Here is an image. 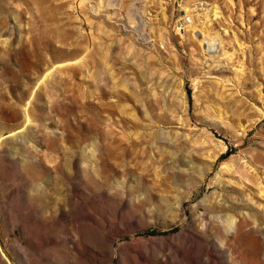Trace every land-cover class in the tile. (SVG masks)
Instances as JSON below:
<instances>
[{"label":"rangeland","instance_id":"1","mask_svg":"<svg viewBox=\"0 0 264 264\" xmlns=\"http://www.w3.org/2000/svg\"><path fill=\"white\" fill-rule=\"evenodd\" d=\"M0 264H264V0H0Z\"/></svg>","mask_w":264,"mask_h":264},{"label":"bare ground","instance_id":"2","mask_svg":"<svg viewBox=\"0 0 264 264\" xmlns=\"http://www.w3.org/2000/svg\"><path fill=\"white\" fill-rule=\"evenodd\" d=\"M207 45H208V48L210 49V51H214L216 49L215 39L209 40Z\"/></svg>","mask_w":264,"mask_h":264}]
</instances>
